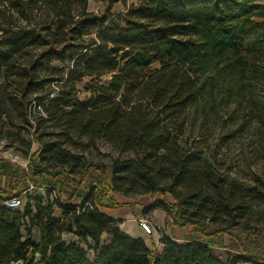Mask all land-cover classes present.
Here are the masks:
<instances>
[{
	"label": "trees",
	"instance_id": "16d2710c",
	"mask_svg": "<svg viewBox=\"0 0 264 264\" xmlns=\"http://www.w3.org/2000/svg\"><path fill=\"white\" fill-rule=\"evenodd\" d=\"M88 1L0 0V143L28 156L31 180L45 176L50 185L27 194L23 209L0 195V264H264L248 250L222 259L208 241L177 242L165 232L154 254L98 208L111 191L150 194L142 213L159 208L203 233L206 221L218 225L216 233L237 224L246 201L264 200V184L217 171L192 116L202 100L221 95L217 105L227 104L248 91L264 127V0H100L101 12L89 11ZM115 1L123 8L112 11ZM103 76L109 81L95 83L89 99L77 97V82ZM47 125L62 139H43L38 131ZM99 140L112 152L105 163L68 148ZM32 142L40 147L30 154ZM93 167L95 185L80 195ZM56 186L72 187L70 197L52 200Z\"/></svg>",
	"mask_w": 264,
	"mask_h": 264
},
{
	"label": "rangeland",
	"instance_id": "374dc122",
	"mask_svg": "<svg viewBox=\"0 0 264 264\" xmlns=\"http://www.w3.org/2000/svg\"><path fill=\"white\" fill-rule=\"evenodd\" d=\"M127 1L128 3H137V0ZM105 6L106 4L100 0H89L87 9L89 11L101 12ZM122 8L120 1L113 2L112 11H117ZM109 79V76H103L100 79L91 82V78L85 77L83 80L76 83L77 97L82 101L89 99L93 88L92 86L95 83H107ZM221 97V95H218L215 102L212 97L202 100L198 107V114L192 115L195 122V131L200 135L197 137L196 141L200 143L203 151L208 156L213 157L211 159H213L214 166L222 175L226 176L228 179H234L240 184L257 185L258 187L263 188L264 127L259 125V112L255 109V95L246 91L245 94L226 98L228 101L227 104L222 100L220 105H217V101L222 99ZM209 103L215 104V108H213L214 110L210 108ZM203 111H205V113ZM252 113H255V116H253ZM229 115H232L231 118L233 120H228ZM259 126L261 127V133H259L258 130ZM236 127L237 130L235 133L233 132L231 135L226 136ZM57 131V129L47 125L41 128L38 131V134H40L43 139H62L61 136L56 134ZM27 137H30V134H27L26 138ZM67 144L68 143H65L66 147ZM18 145L20 146L21 151L25 150L26 146L22 141H19ZM38 147H40L38 143L32 142L30 154L36 153ZM68 148L73 152L83 155L84 158L92 160L94 163L107 162L109 158L106 153H112L110 152L111 150L109 146L102 140H99L95 145H69ZM12 150L14 149H10L9 147L5 148L3 145H0L1 163H8L4 158L5 155L11 158H16L13 155H9ZM18 156L22 160L21 166L18 165L17 167L23 171L21 174L25 175L27 172V179L23 185L24 189L20 190L19 193V195L22 196L23 204L21 209H23L27 200V194H45L47 187L50 185L46 183L47 179L44 178L45 176H42L37 180H31L30 175L32 172L30 169H26L29 160L28 156L24 157L20 156V154ZM97 170L98 169L95 167L91 168L85 182L79 186L78 193H80V195L85 191V187L89 184L95 185L97 174H100V172H96ZM75 176V178L78 179L80 174ZM53 189L54 193L52 192L50 196L54 201L55 197L60 200H62V198L68 199L70 197L68 194L63 195L62 191L59 190L57 186ZM256 191H258V189ZM151 197L153 200V196L150 194L135 195L131 198L135 199V203L144 205L152 201L150 200ZM163 197L164 195L161 193H157L155 196V198ZM168 197L169 199H173L169 195ZM44 200L45 199L43 198L42 201L44 202ZM245 203V211L240 216L233 219L237 224L233 225L231 230L226 233L234 236L237 243L235 244L236 248L241 249V251L248 250L249 254L257 259H264V200L255 199L246 201ZM53 209V215H60V208L56 204H54ZM226 222L229 225L234 224L230 220H227ZM205 224L211 226L210 228L213 230L219 228L218 225L211 224L207 221ZM32 233L33 237H39L37 226L33 227ZM63 238L65 240H70L71 237L65 235ZM227 252L228 254L237 253L231 251Z\"/></svg>",
	"mask_w": 264,
	"mask_h": 264
},
{
	"label": "crops",
	"instance_id": "0c3cea01",
	"mask_svg": "<svg viewBox=\"0 0 264 264\" xmlns=\"http://www.w3.org/2000/svg\"><path fill=\"white\" fill-rule=\"evenodd\" d=\"M0 145H3V142L0 143ZM9 155H13L16 158H11L5 155L4 158L8 163L0 162V195L7 194L13 196L18 195L20 190L24 189L23 185L25 182L21 183L19 177L21 170L17 167L18 165L21 166L22 159L18 156L19 154L13 150ZM71 189L72 187L70 186H64L62 191L63 195L68 194V196H70ZM131 197L132 196H126L111 191L103 198V205H99L98 208L111 217L118 219L119 227L129 235L135 238L140 237L144 239L154 254L162 251L163 244L160 241L162 232H165L177 242H184L189 238L208 241L212 246L214 253L222 259H226L229 255L227 251L237 253L244 251L235 247V244H237L235 238L229 233H213L214 230L211 229V226L209 225H207L206 230L203 233L201 229L192 224L173 223L168 219L165 211L159 208L144 214L142 213V210L146 204H137L135 203V199ZM112 200L117 203L116 206H109ZM150 200H152V197ZM140 218L148 220L154 226V231L151 234H147L140 227L138 222ZM65 235L71 237L70 240H78V237L73 233L65 232L63 233V237H65ZM93 253L92 250H88V256L91 258H93Z\"/></svg>",
	"mask_w": 264,
	"mask_h": 264
},
{
	"label": "built area",
	"instance_id": "2783aa9c",
	"mask_svg": "<svg viewBox=\"0 0 264 264\" xmlns=\"http://www.w3.org/2000/svg\"><path fill=\"white\" fill-rule=\"evenodd\" d=\"M52 192L54 193V189L52 190ZM4 203L6 206H8L10 208H14V209L15 208H21L22 204H23L22 196L19 194L11 196L10 198L5 199ZM138 222H139L140 227L147 234H149V233L151 234L154 231V226L148 220H146L144 218H140Z\"/></svg>",
	"mask_w": 264,
	"mask_h": 264
}]
</instances>
